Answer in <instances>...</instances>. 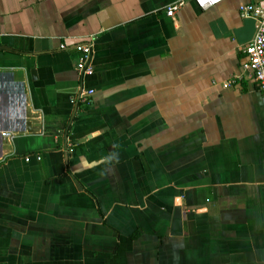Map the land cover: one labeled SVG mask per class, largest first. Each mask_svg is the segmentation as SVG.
Instances as JSON below:
<instances>
[{
	"label": "crops",
	"instance_id": "1",
	"mask_svg": "<svg viewBox=\"0 0 264 264\" xmlns=\"http://www.w3.org/2000/svg\"><path fill=\"white\" fill-rule=\"evenodd\" d=\"M176 1L0 0V264H264L263 1Z\"/></svg>",
	"mask_w": 264,
	"mask_h": 264
},
{
	"label": "built area",
	"instance_id": "2",
	"mask_svg": "<svg viewBox=\"0 0 264 264\" xmlns=\"http://www.w3.org/2000/svg\"><path fill=\"white\" fill-rule=\"evenodd\" d=\"M188 1L196 4L197 8L205 12L212 7L222 3L224 0H177L165 9L167 18H173ZM262 6L242 5L239 7V14L242 18H252L255 22V35L252 41L242 50L246 57L244 69L250 72L254 80L257 90L264 94V0ZM61 50H66V46H60ZM73 50L78 54L75 70L79 77L91 76L93 67L90 65L91 45L75 46ZM226 87V86H225ZM93 92L88 91L82 94L83 100L87 96H92ZM29 162V158L25 159Z\"/></svg>",
	"mask_w": 264,
	"mask_h": 264
}]
</instances>
